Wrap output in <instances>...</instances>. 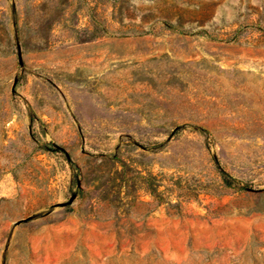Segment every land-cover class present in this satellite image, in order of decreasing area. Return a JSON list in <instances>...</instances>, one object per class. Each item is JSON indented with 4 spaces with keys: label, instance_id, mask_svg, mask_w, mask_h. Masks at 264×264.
I'll return each mask as SVG.
<instances>
[{
    "label": "rangeland",
    "instance_id": "rangeland-1",
    "mask_svg": "<svg viewBox=\"0 0 264 264\" xmlns=\"http://www.w3.org/2000/svg\"><path fill=\"white\" fill-rule=\"evenodd\" d=\"M0 264H264V0H0Z\"/></svg>",
    "mask_w": 264,
    "mask_h": 264
},
{
    "label": "trees",
    "instance_id": "trees-1",
    "mask_svg": "<svg viewBox=\"0 0 264 264\" xmlns=\"http://www.w3.org/2000/svg\"><path fill=\"white\" fill-rule=\"evenodd\" d=\"M222 174H223V176H224V179H225V182H226V183H228V184H232V183L235 182V180L232 179V178H230L226 172L223 171Z\"/></svg>",
    "mask_w": 264,
    "mask_h": 264
}]
</instances>
